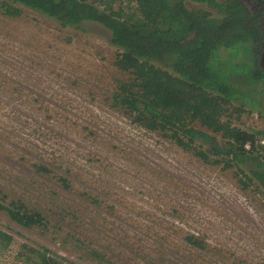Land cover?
Returning a JSON list of instances; mask_svg holds the SVG:
<instances>
[{"label": "rangeland", "instance_id": "obj_1", "mask_svg": "<svg viewBox=\"0 0 264 264\" xmlns=\"http://www.w3.org/2000/svg\"><path fill=\"white\" fill-rule=\"evenodd\" d=\"M109 41L99 24L76 29L30 9L17 18L0 10V186L31 208L52 201L71 213L53 208L45 233L0 212V228L67 257L80 255L70 237L64 244L77 234L106 253L113 244L133 264H264V192L244 190L234 170L205 164L116 110L117 82L129 76ZM262 110L233 121L264 130ZM42 162L71 171L78 185L70 198L55 195L54 180L38 183ZM188 235L205 239L208 251L186 247Z\"/></svg>", "mask_w": 264, "mask_h": 264}, {"label": "trees", "instance_id": "obj_2", "mask_svg": "<svg viewBox=\"0 0 264 264\" xmlns=\"http://www.w3.org/2000/svg\"><path fill=\"white\" fill-rule=\"evenodd\" d=\"M187 1L207 8H189ZM242 4L235 0H1L0 10L17 18L30 9L64 27L80 29L93 23L107 29L110 45L118 50L115 66L129 76L117 82L116 110L205 164L234 170L244 190L255 187L264 192V130L244 129L233 121L245 112L262 110L264 103V73L253 49L263 36ZM243 51L251 54L249 60L241 57ZM56 166L36 165L40 177L34 178L42 185L54 180L55 195L70 198V189L78 183L69 169L63 172L62 166ZM22 188L30 193L27 186ZM56 207L63 216L71 214L52 201L45 209L31 208L25 196L10 198L0 186V212L27 230L50 232ZM69 237L80 254L77 257L18 242L0 228V264H133V258L122 259L111 243L107 246L111 253H106L98 241L77 234L65 238L68 246ZM182 243L202 253L209 248L205 239L195 235L184 237Z\"/></svg>", "mask_w": 264, "mask_h": 264}, {"label": "flooded vegetation", "instance_id": "obj_3", "mask_svg": "<svg viewBox=\"0 0 264 264\" xmlns=\"http://www.w3.org/2000/svg\"><path fill=\"white\" fill-rule=\"evenodd\" d=\"M243 3V7L248 9L250 16L253 18L255 26L261 29L263 36L260 42H255L253 49H255L254 59L258 64L259 69L264 73V0H235ZM247 25L252 23L247 22Z\"/></svg>", "mask_w": 264, "mask_h": 264}, {"label": "built area", "instance_id": "obj_4", "mask_svg": "<svg viewBox=\"0 0 264 264\" xmlns=\"http://www.w3.org/2000/svg\"><path fill=\"white\" fill-rule=\"evenodd\" d=\"M262 143L264 144V141ZM246 147L249 149L250 148V144H248Z\"/></svg>", "mask_w": 264, "mask_h": 264}, {"label": "clouds", "instance_id": "obj_5", "mask_svg": "<svg viewBox=\"0 0 264 264\" xmlns=\"http://www.w3.org/2000/svg\"><path fill=\"white\" fill-rule=\"evenodd\" d=\"M262 142H263V141H262ZM248 144H249V143H248ZM248 144H247V145H248Z\"/></svg>", "mask_w": 264, "mask_h": 264}]
</instances>
